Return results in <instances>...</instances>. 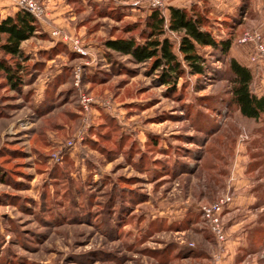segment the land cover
I'll use <instances>...</instances> for the list:
<instances>
[{"label":"rangeland","instance_id":"374dc122","mask_svg":"<svg viewBox=\"0 0 264 264\" xmlns=\"http://www.w3.org/2000/svg\"><path fill=\"white\" fill-rule=\"evenodd\" d=\"M200 1L230 53L203 48L173 87L107 46L144 44L147 3L39 0L62 18L22 44L19 88L0 70V264H264V113L232 104L229 73L264 97V0ZM228 197L219 241L202 208Z\"/></svg>","mask_w":264,"mask_h":264},{"label":"trees","instance_id":"16d2710c","mask_svg":"<svg viewBox=\"0 0 264 264\" xmlns=\"http://www.w3.org/2000/svg\"><path fill=\"white\" fill-rule=\"evenodd\" d=\"M209 13L208 9L201 11L198 4H193L191 8H150L140 31L143 45L132 36L129 39L109 41L107 46L133 56L139 63L152 61L154 70L162 69V81L176 87L188 69L192 75L205 74L208 66L203 48L219 49L225 55L230 53L231 40L219 42L208 29ZM135 29L129 28L128 33ZM40 31L39 20L21 8L15 16L7 17L0 23V70L14 89L19 88L23 82L21 72L24 68L19 60H27L22 44L39 35ZM170 34L177 35L178 43L173 42ZM229 67L232 104L244 117L259 119L264 113V97L253 93L252 71L235 59L230 60Z\"/></svg>","mask_w":264,"mask_h":264},{"label":"built area","instance_id":"2783aa9c","mask_svg":"<svg viewBox=\"0 0 264 264\" xmlns=\"http://www.w3.org/2000/svg\"><path fill=\"white\" fill-rule=\"evenodd\" d=\"M21 9H24L31 13L37 20H42L46 16V11L44 7L40 4L39 0H11ZM182 2L187 0H181ZM147 3L151 9L164 10L166 8V0H136L134 4L143 5ZM57 32H53L56 35ZM75 49H80L76 46ZM260 55L264 57V46H260L259 48ZM256 58L253 57V61ZM231 198H224L216 203H212L210 206H206L202 208V212L204 216L211 222V228L213 234L219 241L225 240L224 229H222L220 224L219 215L223 212L224 206L231 202Z\"/></svg>","mask_w":264,"mask_h":264},{"label":"crops","instance_id":"0c3cea01","mask_svg":"<svg viewBox=\"0 0 264 264\" xmlns=\"http://www.w3.org/2000/svg\"><path fill=\"white\" fill-rule=\"evenodd\" d=\"M115 1H130L131 3L135 2L136 0H115ZM191 1V0H190ZM199 3L201 2L200 0ZM45 3V2H44ZM192 3V2H191ZM181 0H167L166 6L169 7H187ZM189 5V4H188ZM48 22L45 20L39 21V26L41 29V32L43 31L44 34H47L49 37H51V28L50 26L53 24V22H57L58 18H62V7H57L55 5H48ZM20 11V8L16 6L14 2L11 0H0V23L6 19L7 17H13ZM169 12L167 11V15Z\"/></svg>","mask_w":264,"mask_h":264}]
</instances>
